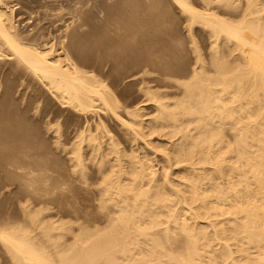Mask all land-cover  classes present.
Masks as SVG:
<instances>
[{
    "label": "bare ground",
    "instance_id": "bare-ground-1",
    "mask_svg": "<svg viewBox=\"0 0 264 264\" xmlns=\"http://www.w3.org/2000/svg\"><path fill=\"white\" fill-rule=\"evenodd\" d=\"M171 1L189 23L186 35L189 34L193 64L184 76L181 75L185 73L176 76L177 72L164 62L147 66L149 70L137 75L146 101L130 109L118 101L106 79L82 67V59L74 52L76 45L68 44L70 32L64 39L72 46L60 44V54L54 52L57 48L50 40L41 48L40 41L35 42L37 36L25 35L35 37L28 40L16 32L14 12L0 0V58L9 52L6 55L14 57L17 68L41 83L55 101L85 116L84 126L76 132L70 148L69 142H64L66 147L62 145L61 149L67 153L72 168L70 180L72 177L90 189L93 182L89 175L95 174L99 207L105 215L100 227L106 223L104 231L91 227L92 231L88 228L91 224L83 226L78 222V233L66 240L71 242L66 245L61 238L73 229L65 227L66 223L49 221L44 240L57 243L54 235H58L65 243L62 250L55 249L56 245H44L53 256L41 249L45 242L35 246L28 232L11 227L2 230V246L16 263L264 264V0H200L201 10L188 0ZM240 2L244 6L240 7ZM81 6L83 10L88 5ZM221 9L234 14L227 17ZM127 24V30L130 25L132 31L121 38L122 45H133L145 22L138 32L133 31L135 24ZM80 26L79 29L83 27ZM196 29H201L209 42L206 41L207 55L199 48L202 40L196 42ZM33 40L35 45L31 44ZM152 74L160 76L157 90L151 85ZM145 104L155 110L150 120L148 115L144 119V111L140 113ZM110 120L119 123L133 147L137 143V150H128L127 155L107 129ZM2 130L8 127L2 126ZM3 131L0 149L6 145L12 148L17 142L15 132L10 128L8 134ZM60 137L56 140L59 147ZM156 153L160 154L157 161L153 158ZM10 160L12 167L18 162ZM63 185L60 187L64 189ZM38 188L36 182L30 186L33 191ZM95 224V228L99 227ZM51 246L56 254L50 252Z\"/></svg>",
    "mask_w": 264,
    "mask_h": 264
},
{
    "label": "rangeland",
    "instance_id": "rangeland-1",
    "mask_svg": "<svg viewBox=\"0 0 264 264\" xmlns=\"http://www.w3.org/2000/svg\"><path fill=\"white\" fill-rule=\"evenodd\" d=\"M3 1L8 4L9 7L11 6L10 8L14 12V18H16V21L14 20L15 25H17L16 32H21L19 33L20 35L22 34L21 37L23 36V38L29 40V38L34 39L35 37L26 38L27 35L37 36L39 39L36 38L37 41L35 39V42L37 43L40 41L38 44L41 45V48L44 47L43 45H45V43H48L46 40H50L49 43L53 42L56 48H59L57 51V49L53 47V49L57 51H54L56 54L58 52V54H60L61 46L68 47V44H72L73 46L76 45L75 48L71 47L70 50L77 48L76 51L73 50L75 54L77 53L78 56H76L82 59V67L89 71L91 70L102 79H106V84H109L108 86H110V89L115 93L117 99H119L118 101L123 104V107L125 105V107L128 106L127 108L131 107L130 109H132L134 107H140L141 105L139 104L141 102L142 105L145 103L146 97L140 91V86H142L140 84L141 79L139 78L140 76L137 75L142 74L146 69L149 70L147 66L149 67L153 63L159 64V62H164L166 63L165 65L168 64L167 66L170 70L177 72L176 76L185 73L181 75L184 76L191 69L189 65L193 64L192 61H194L193 55L191 54V45L188 43L189 34H187L188 36L186 35V33H188V27L186 25L189 23H187L186 16L184 15V18L182 17V12L177 6L173 5L171 0H81L80 2H78L79 0ZM188 1L191 2L193 4L192 6L196 9L201 10L203 8V4L200 0ZM239 1L242 2V0ZM241 2L239 5L242 4L244 0L242 3ZM82 3L83 5H88L84 6L83 10L81 6ZM237 4L236 2V5ZM242 6L244 5L242 4ZM96 7L98 8L96 9ZM98 10L105 13L99 12ZM223 10L221 9L220 12L222 11V13H224L223 15L227 13V17H229L231 13L234 14L232 10ZM100 13L102 15H100ZM131 20H133V24H135L133 31H140L141 28H143L144 22L145 28L143 29L145 30L143 31L142 29L137 33H141L138 35L140 40L137 38L133 45L130 43H123L122 45L121 38L128 33L129 35L131 34L132 30L130 29L132 28L128 25L133 22ZM125 23H128V30ZM116 24L117 26H115ZM137 24L140 27H138ZM78 25L83 26V29L81 26V29H79ZM118 26H120L121 29H119ZM77 27V30H81L78 31L79 34L76 30ZM123 27L126 28L127 32ZM196 31L202 33H198L197 35L199 36H196V34L194 35L195 38H197L196 42H199L198 40L200 39L202 40V45L200 41L198 43L200 47H198L201 50L203 49L202 53L206 52V54L203 53L204 55H207L209 47H207V45H209V42L205 38V35H203L204 32L201 29H196ZM67 32H70L72 36L69 37L68 35L70 34H67ZM65 37H67L68 41H71V43L66 41L67 39H64ZM203 37L204 39H202ZM206 41L208 43H206ZM67 42L68 44H66ZM157 42L161 44L160 47L162 48L158 46L159 44ZM32 43H34V40L31 44ZM38 44L36 45L39 47ZM4 49L7 50L5 47ZM157 51L158 53H156ZM6 54H9V52L5 53L3 56L5 57ZM3 56L0 58V126L2 125L5 128L8 127V130L10 128L15 132L14 135L17 136V144L15 143L12 148L10 145H6L5 149H0V231H5V229L10 230L11 228L24 230L28 232L32 242H35V246L37 244L38 247V244L40 245L45 242L40 245V247L42 246L43 248L41 249L48 252L49 249L47 250V246H44L48 242L45 241L47 239L44 236V232L50 227L49 221H55L57 225L66 223V226H64L68 227L69 230L72 228L75 233H71L73 230L70 231L71 236H69L70 234L65 235L61 238L64 240H61L58 235H54V238L57 239V243H47L48 246H50V244L56 245L57 247H55V249L62 250L63 247L61 246L63 244H71V242H66V240L76 235V232L78 233V222L84 223L82 224L83 226H90L88 224H91L92 226L88 228L90 229L92 227L95 231L97 228L101 231L106 229V223L104 226L100 227L105 221L104 217L102 219V216L105 215L102 214L99 207L98 195L95 190L98 179L94 177L95 174L92 172L90 173L89 180L91 179L90 181L93 182V184L90 182V185L92 184L90 189L83 184L81 186L76 180H72V177L70 180L69 177L71 176L70 174H72V168L70 167L67 153L61 149L63 148L62 145L64 142V145H67L69 142L67 148H70V144L73 143L71 140L74 141L76 132L84 126L83 122L85 116L78 115L72 109L65 108L59 102L55 101L41 83L33 80L29 75L23 74L22 70L17 68L13 56L6 55L5 58ZM151 56H153L154 62ZM165 56L168 57L166 58ZM168 60H170V64ZM147 61H150L149 64L146 63ZM175 72L172 73L175 75ZM159 79L160 76L152 74L151 80L154 82L151 83V85L155 86V90L158 89L157 84L159 83ZM169 89L168 91H174ZM122 104H120L121 107ZM150 105L151 104H148L146 107L142 106L143 108L140 112L142 115L144 112L146 113L144 119L149 117L147 120H150L152 115H156L154 107ZM107 121L109 122V120ZM110 122L109 124L106 123L107 129L109 128L108 131H111L110 135H114L119 144L123 143L122 145L120 144V147H124L125 152L128 150L131 152L133 149L137 150V143L135 144L136 148L133 147L134 143L127 140V137L124 135V129L122 130V128L119 127L120 125H117L119 123L115 124L116 122L112 120H110ZM51 123L54 125L53 129L50 127L53 126ZM2 126L0 127V131L4 130H2ZM49 128H51V130ZM8 130L3 131V133L5 132L8 134ZM59 136H61V147H59L56 142ZM148 139L150 140V138ZM152 145L155 144L152 143ZM129 152H127V155L130 154ZM16 153L18 154L17 157ZM3 156H5V158H3ZM158 156H160V154L156 153L153 158L156 160ZM11 157H13L14 160L18 158L15 161V163L18 161L16 163L19 166L18 169L16 164V168H13L15 166H11V162H9ZM13 158H11L10 161H12ZM155 164L157 165V162H155ZM157 169H159V167H157ZM50 180L53 181L51 182ZM35 182L36 185L39 186V191L30 190V186L33 184L35 185ZM45 183L50 185L47 186ZM52 184H54L53 187ZM62 184H65L63 185L64 189L60 187ZM38 214L43 215L41 216L42 219ZM33 216H37L39 219L36 217L35 219ZM43 217H45L44 219L46 222L48 221V223H43ZM80 217H82L81 221H79ZM36 220L41 221L43 225H40L42 223L39 224V221ZM35 221L44 228L36 225ZM68 222L75 225L67 224ZM95 223L99 224V227L95 228ZM51 224L53 223L51 222ZM92 228L90 230L94 231ZM99 229L98 231H100ZM60 240L65 243H62ZM2 245L4 244L0 241V264H15L16 261L12 258L11 254L6 251V247ZM53 249L52 247V250ZM50 252L56 254L54 250H50ZM48 254L50 253L48 252ZM50 256L53 255L50 254ZM8 260L11 261L9 262ZM16 264L19 263L17 262Z\"/></svg>",
    "mask_w": 264,
    "mask_h": 264
}]
</instances>
